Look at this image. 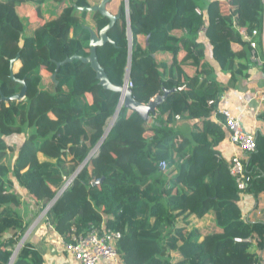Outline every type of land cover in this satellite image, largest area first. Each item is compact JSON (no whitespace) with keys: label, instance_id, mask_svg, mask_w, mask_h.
<instances>
[{"label":"trees","instance_id":"obj_1","mask_svg":"<svg viewBox=\"0 0 264 264\" xmlns=\"http://www.w3.org/2000/svg\"><path fill=\"white\" fill-rule=\"evenodd\" d=\"M32 1L43 21L27 28L21 7ZM100 1L0 0V264L11 263L28 228L17 210L22 199L15 182L44 209L76 173L46 211L65 240L104 224L122 233L118 249L125 264H261L254 244L236 240L255 237L264 249V221L243 217L229 163L217 157L226 132L213 114L223 119V93L249 77L251 47L237 27L263 31L264 0H128L129 13L125 1L110 10L120 17L108 31L111 41L97 47L110 80L124 85L130 70L140 103L168 93L152 121L122 106L99 152L89 157L121 93L105 88L90 63L66 59L88 56L91 29L99 33L108 25L101 12L83 9ZM51 2L61 9L46 14ZM203 37L230 75L228 85L205 62ZM13 60L18 69L12 70ZM24 86L23 99H6ZM258 117L264 121V111ZM196 119L201 122L176 144V122ZM255 136L246 192L257 197L264 191V133ZM14 137L22 138L10 144ZM209 214L216 228L194 226ZM174 253L182 258L173 261ZM43 263L29 241L13 262Z\"/></svg>","mask_w":264,"mask_h":264},{"label":"crops","instance_id":"obj_2","mask_svg":"<svg viewBox=\"0 0 264 264\" xmlns=\"http://www.w3.org/2000/svg\"><path fill=\"white\" fill-rule=\"evenodd\" d=\"M35 17L39 19L36 24L43 21V18L40 17L39 14ZM202 41L205 43L207 49L205 62L214 69L217 80L225 85H228L230 75L221 70V65L212 55V49L207 44V39L203 37ZM258 41L260 55L264 59V42L261 38H259ZM235 46L236 48L239 47L238 44ZM188 71L190 73L195 72L192 66H188ZM220 106L227 107L234 112L241 119L247 131L252 133L261 131L264 133V121L258 117L259 114L264 111V67L260 68L256 65L251 66L248 78H238L233 86H228L223 93ZM213 118L220 122L216 114H213ZM200 122L201 120L199 119L178 120L175 127L180 131L179 136L182 137L184 135H189L196 123ZM218 151L219 154H221L226 160L230 159L234 154H241V150L237 146L233 145L228 138H226L218 146ZM14 190L21 196L22 199V203L19 207H17V210L28 224V228L26 230L28 233L25 234V241L31 242L36 250L42 254L44 259L43 264H79L71 253L65 251L64 237L58 234L55 226L47 221L46 213H44V209L40 208V204L34 202L30 198L29 192L26 189L21 188L16 182ZM239 205L242 209L244 219L252 222L264 221V191L257 197L251 193H245L240 199ZM203 219L211 220V222L209 221L211 223L210 226H212L213 229L216 228L213 217L210 214ZM198 227L204 231H209L208 226L207 229L204 228L205 224ZM253 238L255 240V243H253L255 247L254 251L258 253L261 264H264V249H261L258 246L257 239L255 237ZM181 258L182 257L177 253L172 254L173 261H177ZM101 264H112V262L103 261ZM123 264H125L124 260Z\"/></svg>","mask_w":264,"mask_h":264},{"label":"built area","instance_id":"obj_3","mask_svg":"<svg viewBox=\"0 0 264 264\" xmlns=\"http://www.w3.org/2000/svg\"><path fill=\"white\" fill-rule=\"evenodd\" d=\"M126 5L127 11L129 13V6L128 4ZM197 12L198 14L202 15L203 10L199 7L197 8ZM237 29L240 32L243 40L247 41L251 47V66L256 65L260 68H263L264 59L260 55L258 39L261 38L264 42V30L261 31L260 29H254L252 31H248L247 28L239 26L237 27ZM200 31L205 32L206 27L202 26ZM128 32L131 41L132 34L130 29ZM126 86L129 88L132 87V83L130 82L129 78L126 81ZM183 88L184 86L179 87L180 90H182ZM213 103L214 100L209 101V104ZM218 112L223 115V119L220 120V123L226 132V138H228L233 145L237 146L241 150V154H234L227 161L229 163L230 174L235 178L238 190L240 191V195L242 197L246 192L248 181L250 179L249 174L246 170V162L249 159L250 154L256 150V136L255 133L249 132L245 129L241 119L229 108L219 106ZM154 115L156 116L157 112H155ZM177 118L179 119V117ZM113 121H115V117H112L111 122ZM180 141L181 137L179 136L176 138V144H178ZM100 143L101 142H99L91 151L89 157L99 152L100 145L102 144ZM217 157L219 159H224L222 155L219 154V151ZM159 167L162 172H166L168 168V162L166 160L160 161ZM76 175L77 173L73 174L69 179L66 180L65 185L61 188L58 194H63V192L74 181ZM51 203H49L47 207L44 208V213H46V211L49 209V205ZM121 237V232L107 229L106 226L102 224L101 227H93L87 232H74L73 234H71V237L68 240H65L64 238V249L65 251L71 253L79 262V264H101V262L103 261H111L112 264H123V259L118 249V242ZM236 240L240 242L246 241L252 244L255 243L253 237H249L246 239L237 238ZM23 243L24 242H22V244ZM18 251L19 250L16 249L14 259L16 258Z\"/></svg>","mask_w":264,"mask_h":264},{"label":"water","instance_id":"obj_4","mask_svg":"<svg viewBox=\"0 0 264 264\" xmlns=\"http://www.w3.org/2000/svg\"><path fill=\"white\" fill-rule=\"evenodd\" d=\"M109 1L110 0H102L101 3L98 4V5H95L93 7H85V8H83L84 10H89V11H94V12L95 11H99L104 16L108 17L110 21H109L108 25L105 26L99 33L94 31L93 29H91L90 54L88 56L83 57V56H79V55H73L72 57L67 58L66 62L67 61H72L75 58H79V59L83 60L86 63H90L92 68L97 72V76L100 79V83L107 89L120 92L121 93V100H122V95H123V91H124V89L126 87V82H125L124 85H116V84H114L110 80V78L108 77L105 69L100 64L99 59H98V54H97V47L98 46L104 45L105 43L111 41L110 37L108 36V31L114 26V24L116 23L117 19L120 17V14L114 15V14H112L111 12H109L106 9V5H107V3ZM127 4H128V1H127ZM19 45H20V47L24 46V39L23 38H21V40L19 42ZM18 59H19V56H18ZM17 60H13L11 62L12 70H14V67H15V64H16ZM129 69H130V66H129ZM129 71L130 70H128V76H127L126 81L129 78ZM26 89H27V87L24 86V88L22 89V91L19 94L14 95V96H12L10 98H6V99L7 100H10V99L21 100L26 95ZM167 93L168 92H166L163 95H157L149 103H140L133 97L132 89L128 87L127 90H126L125 96H124L123 106L127 107L129 110L137 111L142 116V118L147 121V120L150 119L151 114H154L157 111L158 106L166 98ZM121 100H120L119 107H118L116 113L113 116V117L116 116L115 121L111 122L110 125L108 126V128H107V130H106V132H105V134H104V136L102 138V140L100 141L101 143L105 139V137L107 136V134L109 133V131L111 130V128L113 127V125L116 122V119H117V117L119 115V112H120L119 109H120V106H121ZM99 182H102V180H100V181L98 180L97 182H95V184H97ZM61 195L58 194L56 196L55 200L49 205V208L57 199H59V197ZM22 242H23V239L21 240L20 244L18 245L17 250L20 249V246H21ZM15 254H16V251H15L13 257H12V260H11L10 264H13V260H14Z\"/></svg>","mask_w":264,"mask_h":264},{"label":"rangeland","instance_id":"obj_5","mask_svg":"<svg viewBox=\"0 0 264 264\" xmlns=\"http://www.w3.org/2000/svg\"><path fill=\"white\" fill-rule=\"evenodd\" d=\"M102 1V0H101ZM101 1H100V3H101ZM121 1H125V3L127 4V1L128 0H110L108 3H107V5H106V9L109 11V12H111L112 13V11H115V12H117V9L119 8V4L121 3ZM70 2V0H66V4L65 5H68L67 3H69ZM99 3V4H100ZM98 5V4H97ZM58 6H60L59 8H58V11L61 9V6L62 5H59V4H54V3H52L51 2V5H46L44 8L45 9H47V12H46V14H50L51 12H52V10L54 9V10H56V8L58 7ZM30 7V8H29ZM22 8V13H23V16H22V19H23V21L25 22V25H26V27L27 28H30V26H32V25H34V24H36L37 23V20H39L37 17H35L36 15H38V12H37V8H36V5H35V2H33L32 1V3H30V4H25V6H22L21 7ZM110 10H112V11H110ZM20 66V63H17L16 64V66H15V68H17L18 69V67ZM154 114H151V116H150V119L149 120H153V118H154ZM111 120H112V118L109 120V122H108V124H110L111 123ZM149 120H147V121H149ZM151 120V121H152ZM149 123V122H148ZM107 127H108V125H107ZM20 138H22V137H14V138H11V139H8L10 142V144H17L19 141H20ZM7 140V141H8ZM245 193H249V192H245ZM209 219H211V218H209ZM203 220H205V221H203ZM211 220H207V219H196L195 221H194V226H202V224H205V227L204 228H206L207 229V226H208V230L209 231H211V230H213V227L212 226H210L211 225ZM213 222V221H212ZM215 224V223H214ZM214 226V225H213ZM28 232L26 231L25 232V234H27ZM25 234L23 235V237H22V239L24 240L23 242H25Z\"/></svg>","mask_w":264,"mask_h":264},{"label":"bare ground","instance_id":"obj_6","mask_svg":"<svg viewBox=\"0 0 264 264\" xmlns=\"http://www.w3.org/2000/svg\"><path fill=\"white\" fill-rule=\"evenodd\" d=\"M127 86L125 87V89H124V91H123V95H122V100H121V106H120V109H121V107H122V105H123V103H124V96H125V93H126V90H127ZM119 109V110H120ZM115 118H116V116H115Z\"/></svg>","mask_w":264,"mask_h":264},{"label":"clouds","instance_id":"obj_7","mask_svg":"<svg viewBox=\"0 0 264 264\" xmlns=\"http://www.w3.org/2000/svg\"><path fill=\"white\" fill-rule=\"evenodd\" d=\"M123 106V105H122Z\"/></svg>","mask_w":264,"mask_h":264}]
</instances>
